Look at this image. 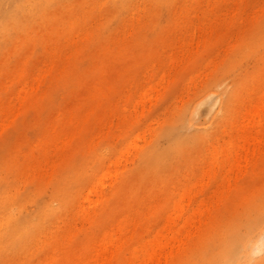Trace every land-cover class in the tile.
Masks as SVG:
<instances>
[{
  "label": "rangeland",
  "instance_id": "rangeland-1",
  "mask_svg": "<svg viewBox=\"0 0 264 264\" xmlns=\"http://www.w3.org/2000/svg\"><path fill=\"white\" fill-rule=\"evenodd\" d=\"M240 1L0 0V123L5 115H11L10 111L15 115L18 110V113L15 116L13 115L14 117L6 116L8 121L4 122L5 119H3V122L6 125L10 123L8 126L4 124L3 129L0 128V131L2 129L0 132V218H2L0 219V264H77L80 259L89 258L94 252L96 248L94 244L96 243L98 246L99 241H97V238L104 231H111L110 227L113 226L116 227L113 232L117 233L115 231L119 229V225L117 226L115 223L118 224L121 218V220L125 218V221L120 232L121 235H119L123 237L122 233L125 231L124 235L125 233L126 235L123 239L125 241L130 239L129 242L121 246V249L119 248L112 264H127L130 248L137 245L138 239H150L163 226L164 218L171 212L170 209H172L175 198H178L185 184L192 187L191 181L194 182L195 180L196 183L199 182L198 184L203 183L205 187L202 184V186L198 185L200 188L202 187V190L193 187L195 189L193 191L199 194L191 192V196L193 193L192 203L185 209L184 214L191 212L187 210H191L190 207H194V204L197 203L195 201L201 200L202 196L205 200L209 199L208 201L212 207H210V204H206L205 200H201L207 205V209L209 208V215L205 214L209 211H205L207 209L204 205L205 210L201 220L198 221L201 225L199 224L200 227L196 232L193 233L192 231L189 237L190 240L188 239L183 247V243L178 247L177 245L174 246L176 248L180 247L178 250L168 247V249L174 250V254L167 255L169 262H166L168 264H213L225 253L226 246L233 239L234 234H246L250 225L253 226L264 221V137L262 139L259 132L257 139L260 138L261 141L258 140V142L261 143L259 145L256 142L255 147L253 144L250 146L252 150L249 148L250 151L246 155V158L249 157V160L246 161L247 164L244 163L245 157L243 155L245 156V154L242 155V152L241 156L239 154V157H241V161H239L244 160L243 165L239 167H247L246 170L238 168L239 171H244L242 176L241 172H237V165L235 164L232 165L235 166L236 171L233 170L234 174L230 172L232 168L227 165L230 166L229 163L231 162L224 161L225 153H222V157L219 156V159L224 157L222 160L220 159L224 162L223 167L220 165L222 162L219 161L214 165L216 167L218 164L217 168L212 165L216 170L206 165L207 161L210 165L212 159L210 152L208 154V151L211 148L213 149L210 142H214V146L221 147L225 140L228 141L234 134H237L235 129L231 132L234 126L233 128L230 127V120L233 123L232 125L236 124L235 128H238L239 124H244L246 120L248 122L250 116L246 109L251 107L249 104L252 105L253 101V106L255 101L257 104L261 99L260 97L258 100V97H263L264 93H260L264 91V4H262L264 0H244V3L241 2L242 5L239 4ZM236 3L237 8L235 10L231 9L236 7ZM233 4L235 7L232 6ZM254 8L256 10L259 8V10L255 13ZM136 12L138 15H136ZM223 12L227 13L229 19ZM230 13L233 14L232 19ZM217 16L220 17L215 19ZM212 19L214 21H211ZM219 19L220 21H218ZM199 22H201L200 25ZM81 30L83 34L80 36ZM202 32L203 34H201ZM190 33L191 35L195 34L194 37H191L194 40L193 42H196L199 38L197 41L198 47L194 46L192 48V45L189 46V42L192 44L191 39H189ZM196 34L198 36L205 35V38L203 37L204 41L202 37H196ZM177 36L180 38H177ZM177 39L179 41H176ZM235 41L239 43H235ZM178 42L182 43L178 44ZM178 45H182V48L178 47L181 50L175 48ZM245 49H249V51H245ZM172 51L174 52L171 53ZM180 52L185 59L179 54ZM169 53H171L170 55H176H174L176 60L173 63L174 65L172 64L173 68L170 67V59L173 56L167 55ZM184 54L187 57L190 56V58H186ZM177 56L179 59L180 57L183 59L181 62L185 63L184 65L179 63L180 60ZM214 56L217 58L215 63L213 61ZM209 59L210 62H213L212 67H215L214 70L211 67L205 68L206 64H209V66L211 64ZM211 59L213 60L211 61ZM224 60L226 61L224 62L225 70L222 69ZM235 61L238 62L235 63ZM175 62L182 66L178 65L175 70ZM43 63H47L49 67L46 65L47 68H44ZM150 67H153L152 70H150ZM36 68L39 70V72L37 71L39 75H42L43 71L45 75L41 77L37 75ZM199 71L203 73L202 76L198 74ZM163 72H166L163 75L165 79L167 73H169V76L166 79L167 81L164 80L168 84L161 83L163 80H160V85L163 84L162 87L164 86L162 88L156 84L159 82L157 80L160 79L158 77H160V74L162 76ZM194 73L199 77H193ZM35 75L37 80L41 79L38 80V83ZM190 76L194 80L196 79V82L193 80L196 84L192 82L196 85L195 87L192 83L189 86ZM32 77L34 78L32 79ZM6 79L7 82H5ZM107 79H110V81ZM200 81L201 83H199ZM27 82L29 83L27 84ZM23 84L24 86L27 85L28 88L26 95H23L25 92L21 91L20 95L24 96V100L21 101L23 97L18 95L19 100H17V94L20 93L19 90ZM151 84L152 86L154 84L155 88L160 86L161 88H158L159 92L158 90L153 91L154 89L151 92ZM29 85H32L31 90ZM145 85H149V87ZM145 87L150 88L149 90L147 88V90L153 93V95L149 94L151 98H149L150 96H144L145 94L142 93ZM192 88L196 89L193 90ZM245 89L246 94H244ZM126 90H128L127 93ZM160 90L163 92L162 95L157 94V92L160 93ZM181 90L183 93H181ZM248 92L254 96L252 94L248 96ZM84 93L89 94L85 95ZM139 93L142 95H139ZM231 94L235 96L232 95V98L229 96ZM137 95L143 97L141 98L142 101L146 98H149L150 101L147 99L145 101L148 103L144 104L145 102L140 101ZM209 95L210 97H208ZM11 96L9 102L8 98ZM154 96H156V101L152 99ZM207 97L208 100L205 101ZM217 99L218 102L216 103ZM137 100L141 102L139 104L144 106H142L144 110L139 107L141 105L137 104ZM239 100L242 101L239 102ZM18 101L20 103L17 104ZM228 102H231V105ZM132 103L138 105V111ZM246 104H248L247 108L244 107ZM17 105H20V109ZM14 107L15 112L12 110ZM132 107L136 111H132ZM124 108H127L125 109L126 112H124ZM139 112H143L142 116L139 115ZM263 112L261 111V114ZM57 113H60L59 116ZM110 115L111 117H109ZM157 115L162 118L157 117ZM134 116H136V119ZM116 117L119 119L117 120ZM234 117L236 118L235 123L233 122ZM239 117L243 119L241 120ZM244 117H247L246 120H244ZM262 117L264 118V116ZM10 118H13L12 121ZM109 118L110 122H108ZM149 119L155 120L151 121ZM159 120L160 124L158 123ZM150 121L153 122V124H150L153 125L154 130L150 125L151 127H148L150 131L146 129L147 127L145 128L147 131H145L143 126H149L146 124ZM240 121L244 122L239 123ZM263 121L260 124L262 127H264ZM142 127L143 129H141ZM223 127L228 130V137L220 135V132L224 134L222 132ZM143 130L145 132L143 136L145 135V137L140 138L138 132H143ZM263 130L260 131L262 135ZM149 132L151 133L149 134ZM134 134H138L136 137L142 142L143 147L140 142H135L137 146L141 145L142 148L136 154L135 151L131 150L133 153L130 151V154L124 157V161L128 160L127 162H129L131 154L136 155L133 159L131 158L132 163H123L122 161L119 163L118 160L119 165L124 166L121 169L122 167L116 163L117 160L115 161L116 164L110 161H114L118 157L121 152H119L120 148L123 149V144H126ZM215 136L217 137L215 138ZM218 136L223 138V142L217 140ZM96 138L99 139L97 143ZM143 138L146 142L150 138V142H144ZM61 140L65 141L64 144ZM215 141L217 144H215ZM143 142L146 144L144 145ZM257 146H260L258 152ZM50 148H53L54 151ZM46 149H50V151L48 152ZM205 149L208 151H205ZM105 151L106 153H103ZM61 152L62 154L65 153L63 157L62 155L59 157ZM56 155L60 158L59 160ZM252 155L256 157L255 163L252 161L255 160ZM44 162L49 165L44 164ZM240 162L239 164H241ZM106 163H110L109 165L112 167L114 165L115 169L120 168L121 170L118 169L119 176L117 180L113 181V187L108 183L106 197L97 203L98 206L96 205L94 209L89 210V214L90 212L92 214L90 216L89 214L86 215L78 209L77 202L84 195V192H87L93 179L106 169ZM203 165H206L205 168H202ZM206 167L207 169L210 168V173L216 172L219 177L223 176L224 173L221 172L228 168L229 177H234L236 172L238 179L234 177L233 180L232 177L229 181H224L226 185L230 184V186H227L229 188L227 193V187L224 188V183L220 182L223 178L219 179L217 176L214 177V174H210L209 179H207L209 170L206 171L207 175L202 170H205ZM50 169L52 172H50ZM201 170L203 173H201ZM30 171L32 174H30ZM200 174H205L204 177H206L204 178ZM200 176L203 177L202 182ZM197 177H200V181ZM226 177L228 179V176ZM23 178L25 179L23 180ZM184 179L186 180L184 181ZM216 182L220 185V188H217L218 184ZM196 183L194 182V184ZM178 184L179 187H177ZM215 185H217V189L223 190V199L219 196L221 195L219 190H214L217 194L219 193L218 196L215 193L217 199L215 194L209 198L208 195H213V191H210L211 188H215ZM107 190L110 192L108 193ZM195 195L196 197L193 199ZM30 196L34 197L31 198ZM215 206H218L217 209ZM10 210H12V213H9ZM129 211L132 213L131 217ZM127 213L130 215H127ZM203 216L205 218L208 216L205 222ZM127 218L128 220H126ZM133 218H137V221ZM57 220L58 222L61 221L58 223ZM133 223L137 224L133 225ZM150 224L153 225L150 226L151 228L148 226ZM49 225L55 227L49 228ZM130 227L133 228L130 230ZM50 229L51 231H49ZM132 229H134L133 232ZM129 230L130 232H128ZM44 232L47 238L44 236ZM43 236L44 241H40L43 240ZM262 236H264V230ZM33 243H38V247ZM31 246H35L37 250ZM263 247L264 241L262 248L257 250V256L264 255ZM165 251L163 250L161 253L162 258L165 259L160 258L159 261H163V264L166 260ZM195 252L198 257L195 256ZM191 254L195 258H200L201 262L198 263L199 260L194 259Z\"/></svg>",
  "mask_w": 264,
  "mask_h": 264
},
{
  "label": "bare ground",
  "instance_id": "bare-ground-1",
  "mask_svg": "<svg viewBox=\"0 0 264 264\" xmlns=\"http://www.w3.org/2000/svg\"><path fill=\"white\" fill-rule=\"evenodd\" d=\"M207 1V0H206ZM216 1V0H215ZM231 1V0H230ZM237 1V0H236ZM240 1V0H239ZM244 0H242V1H240L239 2V4H241V2L242 3H244L243 2ZM211 2V1H210ZM208 3V2H207ZM209 4V3H208ZM211 4V3H210ZM239 4H238V7H239ZM262 4H264V2L262 3ZM173 5V4H172ZM207 5V4H206ZM205 5V6H206ZM236 5V7L234 6V4L232 5V6H234L235 8H231V9H236L237 8V3L235 4ZM242 5V4H241ZM261 5V4H260ZM98 6V5H97ZM178 6V5H177ZM231 6V7H232ZM263 6V5H262ZM87 7H89V6H87ZM186 9V8H185ZM228 9V8H227ZM255 9V8H254ZM204 10V9H203ZM209 10V9H208ZM211 10V9H210ZM226 10V9H225ZM258 10H259V8H258ZM258 10H256L255 9V13H256V11H258ZM83 11V10H82ZM143 11V10H142ZM231 11V10H230ZM261 11V10H260ZM135 12V11H134ZM203 12V11H202ZM226 12H227V10H226ZM235 12V11H234ZM237 12V11H236ZM143 13V12H142ZM222 13V12H221ZM224 13V12H223ZM76 14V13H75ZM74 14V15H75ZM220 14V13H219ZM231 14V16H230V18L231 17H233V14L232 13H230ZM248 14V13H247ZM251 14V13H250ZM98 15V14H97ZM136 15H138L137 14V12H136ZM221 15H223V14H221ZM224 15H226V17H227V13L225 14L224 13ZM195 16V15H194ZM194 16H191L192 18L194 17ZM216 16V15H215ZM96 17V16H95ZM136 17V16H135ZM182 17V16H181ZM196 17V16H195ZM220 17V16H219ZM218 16H217V18L215 17V19H218L219 18ZM66 18H67V16H66ZM131 18V17H130ZM129 18V19H130ZM145 18V17H144ZM184 18V17H183ZM197 18V17H196ZM201 18V17H200ZM206 18V17H205ZM228 18V17H227ZM60 19V18H59ZM128 19V20H129ZM134 18L132 17V20H133ZM225 19V18H224ZM229 19V18H228ZM232 19V18H231ZM96 20H98V19H96ZM99 20H100V18H99ZM185 20V19H184ZM209 20H210V17H209ZM130 21H131V19H130ZM137 21H138V19H137ZM200 21V20H199ZM203 21H204V18H203ZM202 21V22H203ZM211 21H214V19H212ZM218 21H220V19L218 20ZM240 21H242V20H240ZM245 21V20H244ZM71 22V21H70ZM205 22V21H204ZM129 23V22H128ZM200 23L201 22H199L198 24L200 25ZM210 23H212V22H210ZM209 23V24H210ZM241 23V22H240ZM206 24V23H205ZM208 24V25H209ZM214 24H215V22H214ZM216 24H217V22H216ZM81 25V24H80ZM133 25V24H132ZM198 25V26H199ZM203 25V24H202ZM189 26V25H188ZM198 26H197V31L199 32L200 30H199V28H198ZM206 26V25H205ZM204 26V27H205ZM210 26H211V24H210ZM226 26V24L224 25V27ZM91 27V26H90ZM93 27V26H92ZM200 27V26H199ZM243 27V26H242ZM262 27V26H261ZM186 28H188V27H186ZM191 28V27H190ZM196 28V27H195ZM202 28V27H201ZM200 28V29H201ZM241 28V27H240ZM82 29V28H81ZM88 29V28H87ZM224 29V28H223ZM235 29V28H234ZM77 30V29H76ZM203 30V29H202ZM213 30V29H212ZM225 30V29H224ZM227 30H229V29H227ZM197 31H196V33H197ZM209 31H210V29H209ZM216 31V30H215ZM205 32H206V30H205ZM234 33H235V31H233ZM78 33H80V32H78ZM180 33H182V32H180ZM193 33V32H192ZM195 33V32H194ZM227 33H229V32H227ZM81 34H83V32H82V30H81V33H80V36H81ZM201 34H203V32L201 33ZM207 34V33H206ZM210 34H211V32H210ZM209 34V35H210ZM221 34V33H220ZM222 34H226V33H222ZM243 34V33H242ZM249 34V33H248ZM60 35H61V33H60ZM115 35V34H114ZM180 35V34H179ZM190 35V38L189 39H191V37L193 36L194 37V35H191V33L189 34ZM197 36L196 37H199L198 36V34H196ZM215 35L217 36V34H216V32H215ZM50 36V35H49ZM52 36V35H51ZM77 36H79V35H77ZM185 36H186V34H185ZM205 35H201L200 37H204ZM221 37H222V35H220ZM91 37V36H90ZM177 38H180V37H178L177 36ZM205 38V37H204ZM204 38L202 39L203 41H204ZM223 38V37H222ZM242 38H244V37H242ZM72 39H73V37H72ZM74 39H75V37H74ZM111 39V38H110ZM186 39V38H185ZM188 39V40H189ZM193 39V38H192ZM191 39V42H192V44L189 42V46H191L192 45V48L194 47V46H199V44H198V40H199V38L197 39V41L196 42H193L194 40H192ZM65 40H67V38H65ZM118 40V39H117ZM183 40H184V37H183ZM221 40V39H220ZM63 42H65L64 40H62ZM62 41H61V43H62ZM112 41V40H111ZM176 41H179V39H177ZM181 41H182V39H181ZM230 41V40H229ZM242 41V40H241ZM71 42H72V40H71ZM80 42V41H79ZM187 42V41H186ZM237 41H235V43H236ZM170 43V42H169ZM180 43H182V42H180ZM179 42H178V44H180ZM196 45H195V44ZM237 43H239V42H237ZM183 44H185V45H187L188 46V44H186V43H184L183 42ZM228 44V43H227ZM263 44V43H262ZM46 45V44H45ZM264 45V44H263ZM60 46H61V44H60ZM180 45H178L177 47L175 46V48H178ZM201 46H202V44H201ZM204 46V45H203ZM250 46V45H249ZM183 47H184V45H183ZM255 47V46H254ZM174 48V49H175ZM180 48H182V45L180 46ZM180 48H178V49H180ZM218 48V47H217ZM224 48V47H223ZM222 48V49H223ZM248 48V47H247ZM251 48V47H250ZM66 49V48H65ZM187 49V48H186ZM173 50V49H172ZM181 50V49H180ZM223 50H225V49H223ZM249 51V49H245V51ZM252 50V49H251ZM30 51V50H29ZM71 51V50H70ZM174 51H176V50H174ZM174 51H172L171 53H173ZM191 51V50H190ZM193 51V50H192ZM195 51H196V49H195ZM220 51V50H219ZM226 51V50H225ZM48 52V51H47ZM176 52H178V51H176ZM182 52V51H181ZM181 52L179 53L180 55H181ZM218 52V51H217ZM252 52V51H251ZM27 53H29V52H27ZM171 53H169V54H167V55H170ZM219 53V52H218ZM217 53V54H218ZM246 53V52H245ZM49 54H51V53H49ZM49 54H47V55H49ZM53 54V53H52ZM56 54V53H55ZM188 54V53H187ZM227 54V53H226ZM244 54V53H243ZM174 55L175 54H173V55H170V57L171 56H173L171 59H170V61H171V65L168 63V66L170 65V67L171 68H173V63H174V61L176 60L175 58H174ZM178 55V54H177ZM184 55H186V54H184ZM218 55H220V53L218 54ZM245 55V54H244ZM27 56V55H26ZM44 56V55H43ZM53 56V55H52ZM63 56V55H62ZM131 56V55H130ZM176 56V55H175ZM179 56V55H178ZM178 56H177V58H178ZM182 56V58L184 57L183 55H181ZM46 57V56H45ZM167 57V56H166ZM170 57H167V58H170ZM189 58H190V56H188ZM187 57V55H186V58H188ZM216 57H217V55H216ZM215 56L213 57L214 58V60L213 59H211V61L213 60L214 61V63H215V59H217ZM220 57V56H219ZM240 57H241V55H240ZM14 58V57H13ZM174 58V60H172ZM212 58V57H211ZM17 59V58H16ZM44 59V58H43ZM47 59V58H46ZM120 59H122V58H120ZM179 59V58H178ZM184 59H185V57H184ZM241 59V58H240ZM11 60H12V58H11ZM52 60V59H51ZM155 60H156V58H155ZM180 60V61H179ZM178 61H179V63H182L181 61L183 60V59H181V57H180V59H179ZM50 61V60H49ZM177 61V62H178ZM44 62H46V61H44ZM51 62V61H50ZM177 62H175V70H176V67L178 66V65H181V64H179V63H177ZM184 62V61H183ZM224 62H226L225 60L223 61V64H224ZM238 62V61H237ZM236 61H235V63H237ZM22 63V62H21ZM59 63V62H58ZM160 63V62H159ZM158 63V64H159ZM166 63V62H165ZM209 63H211L210 64V66H209V64H206L207 66L205 67L206 69L207 68H210L211 67V69H213L214 70V68L212 67V64H213V62H210V59H209ZM220 63H222V62H220ZM18 64V63H17ZM173 64V65H172ZM183 64V63H182ZM185 64V63H184ZM183 64V65H184ZM219 64V63H218ZM239 64V63H238ZM43 65H45L44 66V68H47L46 67V65L48 66V64L46 63V64H44L43 63ZM154 65V64H153ZM157 65V64H156ZM166 65V64H165ZM164 65V66H165ZM237 65V64H236ZM21 66V65H20ZM40 66V65H39ZM152 66V65H151ZM182 66V65H181ZM214 66H215V64H214ZM24 67V66H23ZM41 67H42V65H41ZM49 67V66H48ZM51 67V66H50ZM153 67H155V66H153ZM153 67H150L151 69L150 70H152V68ZM203 67V68H204ZM40 68V67H39ZM38 68V69H39ZM43 68V67H42ZM44 68H43V70H44ZM125 68V67H124ZM164 68H166V67H164ZM178 68H180V67H178ZM204 68V71H206V69ZM224 68V70H225V64L223 65V67H222V69ZM23 69V68H22ZM107 69V68H106ZM210 69V70H211ZM149 70V69H148ZM147 70V71H148ZM164 70V69H163ZM167 70V69H166ZM174 70V71H175ZM219 70V69H218ZM36 73H37V75H39V70H37V68H36ZM38 71V72H37ZM41 71H42V69H41ZM41 71H40V73H41ZM146 71V72H147ZM172 71V70H171ZM173 71V72H174ZM203 71V70H202ZM176 72V71H175ZM32 73V72H31ZM47 73V72H46ZM166 73V72H165ZM165 73L163 72V74H162V76H161V74H160V77H158V78H160V79H158L157 81H159V82H157V84L156 85H160V80L162 81L161 83H163L164 82V80H166L167 78H168V74L169 73H167V77H166V79L164 78L165 76H163V75H165ZM201 73V74H200ZM147 74H148V72H147ZM149 74H150V72H149ZM175 74V73H174ZM199 75H203V73L201 72V71H199V73H198ZM13 75V74H12ZM42 75H45L44 74V71L42 72ZM41 74L39 75L40 77L42 76ZM144 75V74H143ZM204 75L205 76H207V74L206 73H204ZM250 75H252V74H250ZM31 76V75H30ZM34 76V75H33ZM39 76H38V78H39ZM146 76V75H145ZM12 77V76H11ZM10 77V78H11ZM35 77H36V75H35ZM44 77V76H43ZM144 77V76H143ZM193 77H195V78H197V77H199L198 75H196L195 73H194V76ZM34 77H32V79H33ZM107 78V77H106ZM192 76H190V85L189 86H191L193 83L192 82H194L195 80H194V78H192ZM31 79V80H32ZM147 79V78H146ZM171 79H173V77H171ZM205 79V78H204ZM17 80V79H16ZM30 80V79H29ZM28 80V81H29ZM30 80V81H31ZM36 80H37V77H36ZM38 80H41V79H38ZM38 80L36 81L37 83H38ZM108 81H110V79H107ZM127 80V79H126ZM188 80V79H187ZM192 80V81H191ZM194 80V81H193ZM257 80V79H256ZM8 81H10V80H8ZM29 81V82H30ZM33 81V80H32ZM111 81H113V80H111ZM167 81V80H166ZM199 81V80H198ZM259 81V80H258ZM5 82H7V79H6V81ZM29 82H27V84L29 83ZM100 82V81H99ZM129 82V81H128ZM188 82H185V83H188ZM196 82V81H195ZM194 82V83H195ZM256 82V81H255ZM95 83V82H94ZM165 83V82H164ZM185 83H184V85H185ZM192 83V84H191ZM199 83H201V81L199 82ZM154 84H155V82H154ZM153 84V86H152V84H151V86H152V88H151V86H150V88H148L149 87V85H145V86H148L147 88H148V90L150 89L151 90V92H152V90L153 91H156V90H158V92H159V89L162 87V85H160V86H158V88H155L154 85ZM165 84H168V83H165ZM196 84V83H195ZM26 85V84H25ZM38 85V84H37ZM37 85H36V87H37ZM143 85V84H142ZM194 85V84H193ZM236 85V84H235ZM241 85V84H240ZM253 85V84H252ZM251 85V86H252ZM30 86V85H29ZM144 86V85H143ZM187 86H188V84H187ZM188 86V87H189ZM196 85H194L193 87H195ZM200 86H201V84H200ZM238 86V85H237ZM245 86V85H244ZM258 86V85H257ZM22 88L19 90V88H18V90H19V92L17 91V93H19V94H17V97H18V95H20L21 94V91L23 92H25V93H23V95H26L27 94V85L26 86H24V84H23V86H21ZM164 87V86H163ZM162 87V88H163ZM184 87V86H183ZM236 87V86H235ZM242 87V86H241ZM31 88H32V85L30 86V90H31ZM95 88V87H94ZM147 88L145 87V90L143 91L142 89H140L141 91H143L142 93H144L145 95L144 96H150L149 98H151V95H153V93H151L150 91H148L147 90ZM185 88V87H184ZM183 88V89H184ZM254 88V87H253ZM261 88V87H260ZM35 89H37V88H35ZM165 89V88H164ZM182 89V90H183ZM187 89H189V88H187ZM193 89V88H192ZM196 88H194L193 90H195ZM202 89V88H201ZM181 90V91H182ZM184 90H186V89H184ZM183 90V91H184ZM122 91H124V90H122ZM140 91V92H141ZM145 91H147V92H145ZM183 91L181 92V93H183ZM192 91V90H191ZM246 91V89L244 90V92ZM258 91V90H257ZM261 91V90H260ZM81 92V91H80ZM79 92V93H80ZM128 92V90H126V93ZM133 92H135V91H133ZM139 92V91H138ZM157 92V94L158 95H160L161 93H163V92H161V90H160V93H158ZM187 92V91H186ZM188 92H190V90H188ZM243 92V91H242ZM243 92V93H244ZM247 92V91H246ZM246 92L244 93V94H246ZM251 92V91H250ZM256 92V91H255ZM254 92V93H255ZM264 91H262V92H260V93H263ZM156 93V92H155ZM180 93V92H179ZM85 94V93H84ZM89 94V93H88ZM88 94H85V95H88ZM125 94V93H124ZM147 94V95H146ZM149 94H151V95H149ZM249 94H252V93H249L248 92V96H250ZM259 94V93H258ZM127 95V94H126ZM139 95H142V94H140L139 93ZM156 95V94H155ZM162 95V94H161ZM189 95V94H188ZM212 96H213V94H211ZM233 94H231V95H229V96H231L232 98H233V96H235V95H233ZM253 95V94H252ZM21 96V95H20ZM157 96V95H156ZM156 96H154V98H152V99H154V101H156ZM187 96V95H186ZM211 96V97H212ZM254 96V95H253ZM259 96V95H258ZM21 97H23V99H21V101L22 100H24V96H21ZM137 97H139L138 95H137ZM178 97H180L179 95H178ZM208 97H210V95L208 96ZM208 97L205 99V101L206 100H208ZM256 97H257V95H256ZM261 97V99L259 100V98ZM263 97H264V93H263ZM263 97L262 96H259L258 97V100H257V98H256V100L258 101L257 102V104H256V101H255V105L253 106V104H254V101H253V103H252V105L251 104H249L251 107H249V108H247V106H248V104H246V106H244L245 108H247L246 109V111H248V115L250 116V119L248 120V122H247V120H246V118L244 117V120H246V122H244V121H240L239 123H241V122H244V124L242 123V124H239L238 126V128H235V125H232L233 123L231 122V120H230V124H231V126L230 127H232L233 128V126H234V128H233V130H232V128H231V132H233L234 131V129H235V131H237L236 133L237 134H234L233 135V137H231L230 135V137H231V139H228V141H224L223 142V138L222 137H219L220 135L221 136H227L228 137V135H227V133H228V130L227 129H225L226 127H223L222 129H223V131H222V129H221V131L222 132H224V134L222 135L221 134V132H220V135L218 136V138H217V140L218 141H222L223 142V145H222V143L220 144V146L221 147H218V146H214V142L212 143V142H210V145L211 146H213V149L211 148V146H210V148H211V150L210 151H208V150H206L207 148H209V147H207L206 149H205V151H208V154H209V152H210V154H211V162H210V165L208 164L209 162L207 161V160H204V161H207L206 162V165L207 166H209V167H213L214 165H215V163H218V161L221 163L222 161V159L224 158H220L219 159V156L220 157H222L221 155H223L222 153H225L224 154V156H225V160L224 161H230L231 163H229L230 164V166L229 165H227L228 167H230V168H232L231 170H230V172H232L233 173V170H235V166L233 167V165L235 164V165H237L236 166V170H237V172H241V171H239L238 170V168H240L239 166H241V165H243V162H244V160L242 161V162H240L241 161V157H239V154H240V156H241V152H242V155L243 154H245V156L243 155V157H245L244 159H245V162L244 163H246V161L247 160H249V157L248 158H246V155L248 154V152L250 151L249 150V148H250V146L253 144L254 145V147H255V144L257 145V143L256 142H258V140H260V138L259 139H257V137L259 136V135H257V134H259L260 133V136H261V138L262 137H264L263 135H264V130H263V128L264 127H262V125H260L261 124V122L263 121V117L262 116H264V99H263ZM10 98H12V96L11 97H9L8 99V101L10 102L11 100H10ZM100 98V97H99ZM141 98H143L142 96L141 97H139V100L140 101H142L141 100ZM144 98H146V97H144ZM149 98H146L145 100H147L148 99V101H150V99ZM240 98H242V97H240ZM246 98V97H245ZM249 98V97H248ZM254 98V97H253ZM253 98H250V99H253ZM15 99V98H14ZM13 99V100H14ZM138 99V98H137ZM180 99V98H179ZM242 99H244V98H242ZM247 99V98H246ZM249 99V100H250ZM12 100V102H14L15 103V101H13ZM17 100H19V97L17 98ZM74 100V99H73ZM98 100V99H97ZM134 100V99H133ZM139 100H137L136 102H137V104H139V103H141V102H139ZM145 100H143L145 103L144 104H146V102L147 101H145ZM95 101V100H94ZM121 101V100H120ZM135 101V100H134ZM142 101V102H143ZM152 101V100H151ZM175 102L177 101V100H174ZM242 101V100H241ZM240 100H239V102H241ZM11 102V103H12ZM70 102V101H69ZM75 102V101H74ZM174 102V103H175ZM204 102V100L202 101V103ZM218 102V99L216 100V103ZM238 102V103H239ZM245 102H247V101H245ZM249 103H251L250 101H248ZM18 103H20L19 101L17 102V104ZM93 103H95V102H93ZM117 103V102H116ZM148 103V102H147ZM171 103V102H170ZM215 103V104H216ZM225 103V102H224ZM229 103V102H228ZM231 103V102H230ZM229 103V104H230ZM22 104V103H21ZM72 104V103H71ZM100 104V103H99ZM113 104V103H112ZM124 104V103H123ZM132 104H134L136 107V110H137V107H138V105H136V103H132ZM143 104V103H142ZM229 104H227V105H229ZM69 105V104H68ZM134 105H133V107H134ZM139 105H141V104H139ZM168 105V104H167ZM181 105V104H180ZM231 105V104H230ZM238 105V104H237ZM10 106V105H9ZM13 106V105H12ZM18 106V105H17ZM20 106V105H19ZM18 106V108L20 109V107ZM67 106V105H66ZM92 106V105H91ZM115 106H116V104H115ZM142 106L143 105H141V106H139L141 109H143L144 110V108H142ZM147 106H150V105H147ZM173 106V105H172ZM199 106V105H198ZM197 106V107H198ZM133 107H132V109H133ZM144 107V106H143ZM201 107V106H200ZM238 107V106H237ZM9 108V107H8ZM17 108V107H16ZM121 108V107H120ZM176 108V107H175ZM199 108V107H198ZM212 108V110H213V106L211 107ZM14 109H15V107L12 109L13 111H14ZM123 109V108H122ZM125 109H127V108H124V110ZM140 109V110H141ZM147 109H150V108H147ZM219 109V108H218ZM244 109V108H243ZM121 110V109H120ZM123 110V111H124ZM136 110H132V111H136ZM142 110V111H143ZM15 111H16V109H15ZM14 111V112H15ZM123 111H121V112H123ZM127 110H125L124 112H126ZM130 111V110H129ZM138 111V110H137ZM197 111V110H196ZM210 111H211V109H210ZM261 111L263 112V114H261ZM163 112V111H162ZM218 112H219V110H218ZM222 112H223V110H222ZM10 113H11V115L9 114V116H13L14 115V113L12 114V111H10ZM18 113V110H17V112H16V114ZM131 113V112H130ZM136 113V112H135ZM138 113V112H137ZM136 113V114H137ZM143 112H139V115H141ZM220 113V112H219ZM218 113V114H219ZM240 113V112H239ZM246 113V112H245ZM15 114V115H16ZM58 114V113H57ZM60 114V113H59ZM59 114H58V116H59ZM88 114V113H87ZM129 114V113H128ZM243 114H244V112H243ZM14 115V116H15ZM56 115V114H55ZM81 115V114H80ZM104 115V114H103ZM124 115V114H123ZM133 115H135L134 113H133ZM160 115H161V113H160ZM223 115V114H222ZM239 115V114H238ZM6 116H8V114L7 115H5V117L3 118V119H5V121L2 119V121H1V123H0V128H4V122H6V121H8L7 119V117ZM8 116V117H9ZM13 116V117H14ZM130 116V115H129ZM129 116H128V118H129ZM142 116V115H141ZM159 115H157V117H158ZM234 116H236V115H234ZM248 116V117H249ZM54 117V116H53ZM57 117V116H56ZM109 117H111V115L109 116ZM118 117H120V116H118ZM136 116H134V118H135ZM160 117V116H159ZM171 117V116H170ZM233 117V116H232ZM39 118V117H38ZM64 118H66V117H64ZM84 118V117H83ZM151 118V117H150ZM160 118H162V117H160ZM235 118V117H234ZM239 118H241V120L243 119L242 117H239ZM263 118V119H262ZM11 119V118H10ZM13 119V118H12ZM12 119H11V121H12ZM69 119V118H68ZM68 119H67V122H68ZM116 119L118 120L119 118H117L116 117ZM136 119V118H135ZM134 119V120H135ZM158 119V118H157ZM1 120V119H0ZM110 120V118L108 119V122H110L109 121ZM121 120H122V118H121ZM149 120H151V119H149ZM153 120H155V119H153ZM153 120H151V121H153ZM166 120V119H165ZM4 121V122H3ZM112 121V120H111ZM151 121L150 122H148L146 125H149V126H143L144 127V130L145 131H150L149 129H148V127H151L152 129H153V125H151V124H153V122L151 123ZM156 121H158V120H156ZM156 121H154L156 124H160L161 122H160V120H159V122L157 123ZM235 121H236V118L235 119H233V122L235 123ZM107 122V123H108ZM115 122H117V121H115ZM264 122V121H263ZM10 123V122H9ZM9 123L6 125V126H8L9 125ZM112 123V122H111ZM122 123V122H121ZM131 123H132V121H131ZM151 123V124H150ZM154 123V124H155ZM245 123H247V124H245ZM109 124V123H108ZM116 124V123H115ZM230 124H228V125H230ZM2 125V126H1ZM105 125V124H104ZM103 125V126H104ZM110 125H112V124H110ZM151 125V126H150ZM242 125V126H241ZM108 126V125H107ZM157 126V125H156ZM262 127V128H259V127ZM117 127V126H116ZM143 127L141 128V129H143ZM147 127V128H146ZM155 127V126H154ZM229 127V128H230ZM237 127V126H236ZM2 128V129H3ZM106 128H108V127H106ZM115 128V127H114ZM113 128V129H114ZM147 130H146V129ZM259 128V129H258ZM2 129H1V131H2ZM225 129V130H224ZM263 130V135L261 134V130ZM75 130V129H74ZM106 130H108V129H106ZM118 130V129H117ZM116 130V131H117ZM144 130H143V132L141 131H139L140 133H142V135H140V133L138 132V134H139V136H140V138L141 137H145V135L143 136V134L145 133L144 132ZM154 130V129H153ZM227 130V131H226ZM0 131V132H1ZM120 131V130H119ZM226 131V132H225ZM75 132V131H74ZM79 132V131H78ZM107 132V131H106ZM219 132V131H218ZM231 132H229L230 134H231ZM259 132V133H258ZM137 133V132H136ZM151 132H149V134H150ZM68 134V133H67ZM138 134H134L133 135V137H131V138H129V140L126 142V144H123V149H121L120 148V150H119V154H118V157H116L115 158V160L114 161H110V162H112V163H114V164H116V163H118V160H119V163H120V161H122L123 163L124 162H126V163H129V162H131L132 163V161H131V158L133 159L136 155H134L133 156V154H131V156L129 157V158H127V159H129L130 161L129 162H127V161H124V157H127V155H129L130 154V151L131 150H133V152L136 154L137 152H139L140 151V149L143 147V145H142V142L141 141H139L138 140V138L136 137V135H138ZM148 134V133H147ZM102 135V134H101ZM154 135V134H153ZM257 135V136H256ZM115 136V135H114ZM138 136V137H139ZM65 137V136H64ZM64 137H62L63 139H65ZM66 137H67V135H66ZM135 137H136V139H137V141H136V139H135ZM148 137V136H147ZM149 137H151L150 135H149ZM217 136H215V138H216ZM98 138V137H97ZM96 138V143H97V140H99V139H97ZM219 138H221L220 140H219ZM144 140H145V138H143ZM143 139H142V141H143ZM263 139V138H262ZM28 140V139H27ZM66 140V139H65ZM68 140H70V139H68ZM93 140V139H92ZM264 140V139H263ZM261 141V140H260ZM61 142H63V140H61ZM65 142V141H64ZM64 142L62 143V144H64ZM135 142H140L141 143V145H142V147H141V145L139 144V143H137V144H139L140 146H137L136 144H135ZM144 142H146V140L144 141ZM143 142V144L145 145L146 143H148V142H150V138H149V140H148V142H146V143H144ZM263 142V141H262ZM56 143V142H55ZM57 143H59V142H57ZM89 143V142H88ZM260 143L261 142H258V144L260 145ZM215 144H217V142L215 141ZM54 145V144H53ZM175 145V144H174ZM264 145V144H263ZM35 146V145H34ZM55 146V145H54ZM205 146V145H204ZM208 146V145H207ZM47 147V146H46ZM259 147L260 146H257V152H258V150H260L259 149ZM47 148H49V147H47ZM55 148V147H54ZM50 149H52V151H54L53 150V148H50ZM50 149L49 150H47L48 152L50 151ZM56 149V148H55ZM251 149V148H250ZM62 150H63V148H62ZM105 150V149H104ZM252 150V149H251ZM65 151V150H64ZM64 151H62V152H64ZM103 151V150H102ZM62 152H61V154H59V157H60V155H62V157H63V155L65 154H62ZM132 151H131V153H133ZM253 152V151H252ZM252 152H250L251 154H252ZM59 153V152H58ZM96 153V152H95ZM102 153V152H101ZM103 153H106V151L105 152H103ZM94 154V153H93ZM207 154V153H206ZM208 154H207V159H208ZM52 155V154H51ZM95 155V154H94ZM126 155V156H125ZM53 156V155H52ZM95 156H97V155H95ZM205 156V155H204ZM51 157V156H50ZM55 157V156H54ZM56 157H57V155H56ZM115 157V156H114ZM203 157V156H202ZM258 157V156H257ZM260 157V156H259ZM53 158V157H52ZM58 158V157H57ZM206 158V157H205ZM204 158V159H205ZM240 158V159H239ZM250 158H251V156H250ZM252 158H255V160H252V161H254V163L256 162V157L255 156H253L252 155ZM54 159H56V158H54ZM60 158H58V160H59ZM126 159V158H125ZM117 160V161H116ZM240 160V161H239ZM48 161V160H47ZM57 161V160H56ZM115 161H116V163H115ZM252 161H250L251 163H252ZM203 162V161H202ZM201 162V163H202ZM227 162V163H228ZM239 162L241 163V164H239ZM249 162V163H250ZM46 162H44V164H45ZM55 163V162H54ZM119 163H118V165H119ZM224 162H222L220 165H222ZM48 163H46V165H47ZM56 164V163H55ZM107 164V163H106ZM110 164V163H109ZM109 164H107L106 166L107 167H105L104 169V171H102L99 175H97L94 179H93V181L91 182V185H90V187H89V189L87 190V192L85 193L84 192V195L83 196H81V198L79 199V201L77 202L78 203V206H79V210L80 211H83V213L84 214H86V215H88L89 214V210L91 209V208H93L94 209V207L97 205V203H99L100 201H102L105 197H106V188L108 187L107 185H109V184H111L110 186H112L113 187V181L114 180H117V178H118V176H119V172H118V169H120V168H117V169H115V166L113 165V167H114V169H113V167L111 166V165H109ZM204 164V163H203ZM233 164V165H232ZM239 164V165H238ZM247 164V163H246ZM246 164H244V165H246ZM263 163L261 162V165H262ZM49 165V164H48ZM108 165L110 166V168L108 167ZM123 165H125V164H123ZM206 165H203L202 166V168L204 167V166H206ZM213 165V166H212ZM250 165V164H249ZM43 166V165H42ZM56 166V165H55ZM120 167H122V165H119ZM217 166H218V164L216 165V167L215 168H217ZM226 166V167H227ZM253 166V165H252ZM46 167H48V166H46ZM50 167V166H49ZM112 167V168H111ZM118 167V166H117ZM124 167V166H123ZM123 167L121 168V169H123ZM192 167V166H191ZM213 167V169L214 170H216L215 168ZM222 167H223V165H222ZM254 167V166H253ZM252 167V168H253ZM205 168V167H204ZM229 168V169H230ZM234 168V169H233ZM242 168H244V170H246V168L247 167H241L240 168V170L242 169ZM257 168V167H256ZM38 169V168H37ZM52 169V168H51ZM50 169V170H51ZM120 169V170H121ZM210 169V168H209ZM209 169H207V167H206V169L204 170V169H202L204 172H205V174H206V171L207 170H209ZM212 169V168H211ZM213 169H212V171H213ZM219 169V168H218ZM227 169L228 168H226L225 170H224V168H223V170H224V172H221V170H219L221 173H224L223 174V176H217L216 175V172L214 173V172H212V173H210V170L208 171L209 173H208V175H207V179H209V175L210 174H214V177L215 176H217V177H219V179H226V180H223L222 179V181H220L221 183H224L223 185H224V188L225 187H227V186H230V184H227L226 185V182H224V181H229L233 176H231V177H229V173L230 172H228L227 171ZM39 170V169H38ZM45 170H46V168H45ZM90 170V169H89ZM186 170V169H185ZM184 170V171H185ZM195 170V169H194ZM201 170V173H203V171ZM235 170V171H236ZM37 171V170H36ZM41 171V170H40ZM183 171V172H184ZM196 171H198V170H196ZM243 171V170H242ZM253 171V170H252ZM25 172V171H24ZM50 172H52V170L50 171ZM225 172H228V173H225ZM244 172V171H243ZM243 172H241L242 174H241V176L243 175ZM246 172V171H245ZM190 173V172H189ZM232 173H231V175H232ZM30 174H32L31 173V171H30ZM46 174H47V172H46ZM187 174V173H186ZM195 174V173H194ZM205 174H200V175H202L203 177H204V175ZM226 174H228V175H226ZM234 174V173H233ZM24 175V174H23ZM49 175V174H48ZM51 175V174H50ZM197 175H199V174H197ZM197 175H195V176H197ZM219 175H221V174H219ZM45 176V175H44ZM188 176H189V174H188ZM202 176H200L201 177V182L203 181V177ZM226 176H228V179H227V177ZM41 177V176H40ZM192 177H193V175H192ZM200 177H197V179H198V181H200ZM206 177V176H205ZM204 177V178H205ZM213 177V178H214ZM234 177H238V174H236V172H235V176ZM233 177V180L235 179ZM26 178V177H25ZM25 178H23V180L25 179ZM194 178V177H193ZM183 179V178H182ZM187 179V178H186ZM186 179H184V181L186 180ZM196 179V178H195ZM217 179V178H216ZM215 179V180H216ZM238 179V178H237ZM246 180V179H245ZM197 181V182H198ZM208 181V180H207ZM206 181V182H207ZM237 181V180H236ZM235 181V182H236ZM19 182V181H18ZM195 183H196V180L194 181ZM194 182H192L191 181V183L193 184V186L191 187V185L189 186L188 184H185V186L183 187V189H182V191H181V193H180V195L178 196V198H175L176 200L175 201H173L172 203V209H170L171 210V212H169V211H167V212H169V214L166 216V218H164L165 220L163 221V226H161V228L160 229H158V231L157 232H155V234H153V236L150 238V239H146V240H143V239H138L137 240V245L136 246H132L131 248H130V250H129V261L127 262V264H163L162 262H159L160 261V258H162L163 256H161V253H162V251L164 250L165 251V249H167V251H168V253H166L167 251H165V253H164V255H166V260H165V263L164 264H168L166 261H168L167 260V255L168 254H170V255H172V253L174 254V250H178L179 248H176V247H174V246H176L177 245V247L178 246H180L182 243V247H183V245L188 241V239H189V237L191 236V233H192V231H193V233L194 232H196V230L198 229V227H200V223H198V221H200L201 220V216L203 215V212H204V210H205V207H206V209H207V203L208 204H210V207H212L211 206V203L208 201V200H205V199H203L204 197L202 196V198H200L201 200H205V203L204 202H202L201 200H197V201H195V202H197V203H195L194 205V207H190L191 208V210H187V211H191V212H189V213H187L186 212V215L184 214V212H185V209L186 208H188L189 207V205L192 203V201H191V197L193 196V193H192V196H191V192H194L195 193V191H193V189L194 188H197V190H202V187L200 188L199 186H204V184L203 183H200V184H198V183H196V184H194ZM219 182V183H220ZM233 182V181H232ZM238 182V181H237ZM244 182V181H243ZM109 183V184H108ZM228 183H230V182H228ZM234 183V182H233ZM244 183H247V182H244ZM202 184V185H201ZM206 184V183H205ZM216 184H218L217 182H216ZM235 184V183H234ZM233 184V185H234ZM197 185V187H195ZM199 185V186H198ZM207 185H208V183H207ZM232 185V186H233ZM236 185V184H235ZM234 185V186H235ZM246 185V184H245ZM258 185V184H257ZM124 186V185H123ZM175 186V185H174ZM174 186H172V188H174ZM213 186V185H212ZM216 186L217 185H215L214 187L215 188H211V191L210 192H212V194L213 195H208L209 196V198L210 197H212V196H214V194L216 193V191H214V190H219V189H217L218 187L220 188V185L218 184V186H217V188H216ZM233 186V187H234ZM241 186V185H240ZM255 186V185H254ZM153 187V186H152ZM171 187V186H170ZM177 187H179V184H178V186ZM194 187V188H193ZM205 187V186H204ZM203 187V188H204ZM222 187V186H221ZM126 188V187H125ZM198 188H200V189H198ZM223 188V187H222ZM223 188V189H224ZM228 188V187H227ZM226 188V190H228L227 191V193L229 192V188L227 189ZM242 189V188H241ZM255 189V188H254ZM13 190V189H12ZM149 190V189H148ZM151 190V189H150ZM173 190V189H172ZM195 190V189H194ZM251 191H252V189H250ZM108 191V190H107ZM124 191V190H123ZM221 191V192H220ZM254 191V190H253ZM110 191H108V193H109ZM210 192H208V193H210ZM219 192L221 193V195H219V196H221L222 197V195L224 194V192H223V190H219ZM222 192H223V194H222ZM226 192V191H225ZM240 192V191H239ZM238 192V193H239ZM10 193H12V192H10ZM129 193V192H128ZM246 193V192H245ZM195 194H199V193H195ZM217 194V193H216ZM216 194H215V197H216V199H217V196H218V194H217V196H216ZM34 195V194H33ZM228 195V194H227ZM227 195H225L226 197H227ZM207 196V195H206ZM247 196H249V195H247ZM27 197V196H26ZM31 197V196H30ZM32 197H34V196H32ZM31 197V198H32ZM153 197V196H152ZM196 197V195L193 197V199ZM215 197H213V198H215ZM154 198H155V196H154ZM145 199V198H144ZM158 199V198H157ZM161 199V198H160ZM159 199V200H160ZM216 199H213V200H216ZM221 199V198H220ZM222 199H223V197H222ZM24 200H26V199H24ZM29 200V199H28ZM158 200V201H159ZM259 200V199H258ZM161 201V200H160ZM159 201V202H160ZM261 201V200H260ZM147 202H149L148 200H147ZM152 202V201H151ZM216 202V201H215ZM215 202H214V204H215ZM156 203H157V201H156ZM57 204V203H56ZM147 204V203H146ZM142 205V204H141ZM204 205H206L205 207H204ZM77 206V205H76ZM75 206V207H76ZM98 206V205H97ZM74 207V208H75ZM130 207V206H129ZM145 207V206H144ZM208 207H209V205H208ZM218 207V206H217ZM217 207L215 206V208L217 209ZM231 207V206H230ZM73 208V209H74ZM148 208H149V206H148ZM251 208V207H250ZM263 208V207H262ZM92 209V210H93ZM213 209V208H212ZM17 210V209H16ZM97 210V209H96ZM46 211V210H45ZM69 211V210H68ZM132 211V210H131ZM148 211V210H147ZM205 211H209V208L207 209V210H205ZM214 211V210H213ZM8 212V211H7ZM6 212V213H7ZM14 212V211H13ZM93 212H94V210H93ZM130 212V211H129ZM254 212V211H253ZM252 212V213H253ZM5 213V214H6ZM9 213H12V210H10V212ZM44 213V212H43ZM63 213V212H62ZM209 213H210V211L209 212H205V214L207 215H209ZM72 214V213H71ZM92 213L90 212V214H89V216L91 215ZM126 214V213H125ZM131 214V215H130ZM130 214L129 213H127V215H130V217L132 216V213L130 212ZM204 214V215H205ZM64 215V214H63ZM77 215V214H76ZM86 215H85V218H86ZM127 215H125L126 217H128ZM134 215H135V213H134ZM133 215V216H134ZM143 215H144V213H143ZM147 215V214H146ZM148 215H149V213H148ZM216 215V214H215ZM165 216V215H164ZM226 216H228V215H226ZM1 217V216H0ZM5 217V216H4ZM77 217V216H76ZM76 217H75V219H76ZM121 217V216H120ZM204 217V216H203ZM208 216H206V218H207ZM210 217V216H209ZM65 218V217H64ZM63 218V219H64ZM140 218H141V216H140ZM144 218V217H143ZM145 218H148V217H145ZM205 218V217H204ZM206 218L204 219V222H205V220H206ZM0 219H2V218H0ZM36 219V218H35ZM35 219H34V221H35ZM62 219V220H63ZM87 219V218H86ZM122 219V218H121ZM119 220L120 222L117 224V223H115L117 226L119 225V229L117 230V231H115V232H117L116 234L113 232V229L114 228H116V227H113L112 226V224H111V226H112V228L110 227V226H108V227H110V230L111 231H108V232H105L104 231V233L100 236V237H98L97 238V241H99L98 242V246L96 245V243L94 244L95 246H96V248L94 249V252L89 256V258L87 257L86 259H80L79 261H78V263L77 264H112V263H114L113 261H114V259L116 258V256H117V253H118V251H119V248L121 249V246H123V244L124 243H126V242H129L128 240L130 239H126V241H125V239H123V237H125V235H126V233H125V235H124V232L122 233L123 234V237L122 236H120L121 234H120V232H121V230H122V228H123V224H124V221H125V218H123V220ZM130 219V218H129ZM134 219V218H133ZM227 219V218H226ZM37 220V219H36ZM81 220V219H80ZM126 220H128V218L126 219ZM134 220H136L137 221V218L136 219H134ZM140 220V219H139ZM264 220V219H263ZM3 221V220H2ZM32 221V220H31ZM34 221H32V222H34ZM61 221V220H60ZM59 221V222H60ZM77 221V220H76ZM118 221V220H117ZM157 222H158V220H156ZM203 221V220H202ZM202 221H201V223H202ZM31 222V223H32ZM57 222H58V220H57ZM56 222V223H57ZM58 222V223H59ZM64 222V221H63ZM83 222V221H82ZM132 222H133V220H132ZM135 222V221H134ZM145 222V221H144ZM204 222H203V224H204ZM2 223V222H1ZM162 223V222H161ZM160 223V224H161ZM198 223V224H197ZM48 224V223H47ZM82 224V223H81ZM114 224V225H115ZM136 225L137 223H133V225ZM147 224H148V222H147ZM153 224V223H152ZM152 224H150V225H148L149 227L150 226H153ZM200 224V225H199ZM226 224V223H225ZM225 224H223V225H225ZM52 225H53V223H52ZM52 225H49V228L51 227H55V226H52ZM59 225V224H58ZM115 225V226H116ZM132 224H130V226H133ZM199 225V226H198ZM0 226H1V224H0ZM57 226V225H56ZM47 227V226H46ZM134 228H135V226H133ZM133 227H130V230H131V228H133ZM48 228V227H47ZM47 228H45V229H47ZM151 228V227H150ZM201 228H202V226H201ZM70 229V228H69ZM109 229V228H108ZM220 229V228H219ZM43 230V229H42ZM57 230V229H56ZM116 230V229H115ZM130 230L128 231V232H130ZM133 230L134 229H132V232H133ZM263 230H264V221H261L260 223H257V224H255V225H253V226H249V230L247 231V233L246 234H234V236H233V239L232 240H230L229 242H228V244H227V246H226V250H225V253H223L217 260H215L214 261V263L213 264H262L263 262H264V255L263 256H257V250H260L261 248H262V246H263V241H264V236H262V234H263ZM49 231H51V229L49 230ZM49 231H48V233H49ZM52 231H53V229H52ZM70 231V230H69ZM107 231V230H106ZM199 231H201L200 229H199ZM198 231V232H199ZM131 232V233H132ZM39 233V232H38ZM42 233H43V231H42ZM56 233H57V231H56ZM72 233V232H71ZM68 234H70V233H68ZM120 234V235H119ZM128 234H130V233H128ZM196 234V233H195ZM194 234V235H195ZM198 234V233H197ZM223 234V233H222ZM221 234V235H222ZM227 234V233H226ZM43 235V234H42ZM131 235V234H130ZM44 236L47 238V236H46V233L44 232ZM44 236L42 237L43 238V240H40V241H44ZM49 236H50V234H49ZM131 236H133V235H131ZM193 236V235H192ZM227 236V235H226ZM38 237V236H37ZM36 237V238H37ZM70 237V236H69ZM223 238L225 237V236H222ZM31 238V237H30ZM51 238V237H50ZM69 239V238H68ZM34 240V239H33ZM62 240V239H61ZM190 240V239H189ZM194 240V239H193ZM225 240V239H224ZM38 241V240H37ZM36 241V242H37ZM47 241H48V239H47ZM30 242V241H29ZM192 242V241H191ZM27 243V242H26ZM31 243V242H30ZM44 243V242H43ZM33 244H35V243H33ZM38 243H36L35 245H37ZM194 245V244H193ZM211 245V244H210ZM27 246V245H26ZM41 246V245H40ZM195 246V245H194ZM31 247H33V248H36L35 246H31ZM37 247H38V245H37ZM168 247H170V248H172V249H174V248H176V249H174V250H172V249H168ZM59 248V247H58ZM263 249H264V247H263ZM35 250H37V248L35 249ZM170 250V251H169ZM196 250V249H195ZM185 251H187L186 249H185ZM262 252V251H261ZM30 253H31V251H30ZM34 253V252H33ZM52 253H53V251H52ZM176 253H178L177 251H176ZM175 253V254H176ZM188 253V252H187ZM196 253V252H195ZM194 254V253H193ZM193 254H191V256H193ZM58 255V254H57ZM163 255V254H162ZM206 255V254H205ZM48 256H49V254H48ZM161 256V257H160ZM169 256V255H168ZM177 256V255H176ZM195 256H197V253L195 254ZM50 257V256H49ZM198 257V256H197ZM195 258L194 256H193V258L194 259H198V258ZM46 258H48V257H46ZM45 258V259H46ZM221 258V259H220ZM75 259V258H74ZM162 259H165V258H162ZM220 259V260H219ZM199 261H198V263H200L201 262V260H200V258L198 259ZM219 260V261H218ZM169 262V261H168ZM186 262V261H185ZM42 263V262H41ZM75 263V262H74ZM116 263V262H115ZM187 263V262H186ZM38 264V263H37Z\"/></svg>",
  "mask_w": 264,
  "mask_h": 264
}]
</instances>
